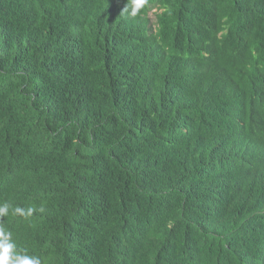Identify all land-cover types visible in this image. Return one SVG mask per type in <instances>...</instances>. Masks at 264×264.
<instances>
[{
    "label": "trees",
    "instance_id": "1",
    "mask_svg": "<svg viewBox=\"0 0 264 264\" xmlns=\"http://www.w3.org/2000/svg\"><path fill=\"white\" fill-rule=\"evenodd\" d=\"M5 203L42 264H264V0H0Z\"/></svg>",
    "mask_w": 264,
    "mask_h": 264
},
{
    "label": "clouds",
    "instance_id": "2",
    "mask_svg": "<svg viewBox=\"0 0 264 264\" xmlns=\"http://www.w3.org/2000/svg\"><path fill=\"white\" fill-rule=\"evenodd\" d=\"M146 0H131V14L137 15L140 8ZM10 206L5 203L0 206V216H6L9 213ZM34 209L28 208L27 210L16 207L14 214H19L25 218L33 214ZM40 211H44L43 208ZM0 264H42L39 256H29L20 254L15 250V244L11 242V233L0 231Z\"/></svg>",
    "mask_w": 264,
    "mask_h": 264
},
{
    "label": "rangeland",
    "instance_id": "3",
    "mask_svg": "<svg viewBox=\"0 0 264 264\" xmlns=\"http://www.w3.org/2000/svg\"><path fill=\"white\" fill-rule=\"evenodd\" d=\"M152 18H154V16H151Z\"/></svg>",
    "mask_w": 264,
    "mask_h": 264
}]
</instances>
